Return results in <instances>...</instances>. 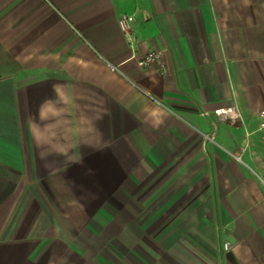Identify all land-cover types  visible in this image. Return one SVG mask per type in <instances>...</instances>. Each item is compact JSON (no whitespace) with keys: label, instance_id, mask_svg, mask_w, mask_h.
I'll list each match as a JSON object with an SVG mask.
<instances>
[{"label":"crops","instance_id":"1","mask_svg":"<svg viewBox=\"0 0 264 264\" xmlns=\"http://www.w3.org/2000/svg\"><path fill=\"white\" fill-rule=\"evenodd\" d=\"M262 109L264 0H0V264H264Z\"/></svg>","mask_w":264,"mask_h":264},{"label":"built area","instance_id":"2","mask_svg":"<svg viewBox=\"0 0 264 264\" xmlns=\"http://www.w3.org/2000/svg\"><path fill=\"white\" fill-rule=\"evenodd\" d=\"M134 22H135V18L133 15L123 14L119 18L120 28L126 35L129 36L128 38L131 44L134 43L133 37H130V32L132 30V25ZM159 58H160V52L158 51L149 52L142 59L138 60V64L142 67H146L151 63H153L154 61L158 60ZM213 112L214 115L220 121L228 122L231 125H234L238 120L241 119L238 109L236 108V106L233 105L217 108ZM258 117L260 119L259 127H258L259 136L261 141L264 142V109H262L259 112ZM257 178L261 183V185L264 187V164H262L260 173L257 174ZM224 247L227 248L228 243H226Z\"/></svg>","mask_w":264,"mask_h":264},{"label":"rangeland","instance_id":"3","mask_svg":"<svg viewBox=\"0 0 264 264\" xmlns=\"http://www.w3.org/2000/svg\"><path fill=\"white\" fill-rule=\"evenodd\" d=\"M257 146H258V148H262V149L264 148V144H257ZM259 156L264 158V153H261V155H259ZM238 163H240V162H238ZM240 164L245 169L246 173L248 174L247 180H248L249 185L252 184V183H256L257 184V182H256L257 180H256V177H255V174L252 172V170H250V168L244 166L243 163H240ZM252 189L254 190V188H252ZM258 189H260V190H258L259 193L255 194V192H254L253 198H254V196L255 197L258 196L259 204L260 205H264V189L260 188L259 184H258Z\"/></svg>","mask_w":264,"mask_h":264}]
</instances>
